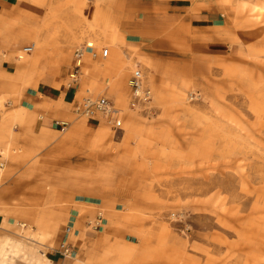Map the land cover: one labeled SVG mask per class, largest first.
Segmentation results:
<instances>
[{
    "label": "rangeland",
    "instance_id": "obj_1",
    "mask_svg": "<svg viewBox=\"0 0 264 264\" xmlns=\"http://www.w3.org/2000/svg\"><path fill=\"white\" fill-rule=\"evenodd\" d=\"M262 4L15 0L0 11V195L13 193L0 204V264H43L78 203L111 234L96 242L95 264H264ZM89 42L110 56L86 52L74 82L76 51ZM35 43L42 54L19 61ZM110 57L112 70L96 68ZM136 67L152 91L139 109ZM42 83L77 87L56 121L65 132L30 128L29 112L19 120L10 110ZM85 97L114 102L122 128L77 117L72 105Z\"/></svg>",
    "mask_w": 264,
    "mask_h": 264
},
{
    "label": "crops",
    "instance_id": "obj_2",
    "mask_svg": "<svg viewBox=\"0 0 264 264\" xmlns=\"http://www.w3.org/2000/svg\"><path fill=\"white\" fill-rule=\"evenodd\" d=\"M15 4V0H0V11H8ZM202 20L209 21L213 20L214 16L211 15H202L200 16ZM11 68V66H9ZM77 90V87L70 85L68 87H53L52 85H48L42 83L38 86L37 89H29L23 92L22 96L18 100V104L16 108H11V112L18 111V108L25 107L29 109V119H30V128L38 129L41 127L51 128L53 127L56 121H59V118L66 117L64 113L62 114L61 110L57 112H49V109H53V102L70 103V100L73 99L75 94L74 91ZM43 114L42 123L35 121V115ZM0 195V204H10L13 202V193L10 187H4ZM6 189H10L6 190ZM16 192L14 193V195ZM77 204V203H76ZM81 204V203H80ZM78 205H74L70 207V224H73V228L75 234L73 236L68 237V242L74 247L77 252V258L75 260L64 259L59 251V247L57 249H49L43 255L46 258L43 264H86L88 261L90 264H95L92 261H95L96 253L98 252V241H106L107 236L110 237L111 234L107 232H100L92 229L89 226L90 218H93V213L87 214L83 210V207ZM97 216L95 217V219ZM12 218L10 217L8 223L11 224ZM90 220V221H89ZM5 224V217L0 213V233L1 229ZM111 242L112 240H108ZM8 264H26L22 260L15 259L13 261H9ZM35 264V263H32Z\"/></svg>",
    "mask_w": 264,
    "mask_h": 264
},
{
    "label": "built area",
    "instance_id": "obj_3",
    "mask_svg": "<svg viewBox=\"0 0 264 264\" xmlns=\"http://www.w3.org/2000/svg\"><path fill=\"white\" fill-rule=\"evenodd\" d=\"M88 46L89 45L76 51L75 68L73 74L71 75V79H73L74 82L77 81V78L80 75L86 52L90 53L94 59H107L110 56L109 49H103L100 53H98L94 47ZM23 51L26 54H30L33 51V47L25 48ZM129 87L132 96L131 107L133 109H139L151 103L152 91L145 81L143 72L137 67L132 72V76L129 80ZM72 106L73 112L77 117L101 119L105 121L106 124L117 130L121 129L123 126L120 110L116 108L114 102L105 97H85L79 101L75 99ZM54 125L62 132H65L67 129V124L63 122H55ZM1 167H3V163H0V168ZM105 223L106 220L103 218V215L99 213L94 222H89V226L96 231H101L104 229ZM74 234L75 231L73 224H70V226L66 229V238L59 246V251L64 259L75 260L77 258V252L68 242V237Z\"/></svg>",
    "mask_w": 264,
    "mask_h": 264
},
{
    "label": "bare ground",
    "instance_id": "obj_4",
    "mask_svg": "<svg viewBox=\"0 0 264 264\" xmlns=\"http://www.w3.org/2000/svg\"><path fill=\"white\" fill-rule=\"evenodd\" d=\"M79 1H81V0H79ZM256 8H259V10L260 11H263V9H264V4H262L261 6H256ZM90 47H94V43H92V42H89V44H88ZM88 46V47H89ZM112 47H113V51H114V53H116V58L118 57V59H120V53H119V50H118V48H119V46H116L115 44L114 45H112ZM33 55L32 56H34V57H36V56H38L39 54H42V52H43V46L41 45V44H38V43H35L34 44V47H33ZM18 54V57H17V59L19 60V61H22V60H24V57L25 56H23L24 54H22V53H24V51L22 52V51H19V52H17ZM119 55V56H118ZM30 56V55H29ZM115 60L116 59H114V57H110V59L104 64V65H97V69L98 70H100V69H103V70H108V71H110V70H112L113 68H114V64H115ZM35 62V61H34ZM81 70H82V68H81ZM74 78V77H73ZM35 88H38V86H35ZM53 103H55L56 105H54V107H53V109H49L48 108V110H49V112H51V111H53V112H57V111H59V110H61V108H62V106H63V102H53ZM0 105H2V102L0 101ZM29 112V109H27V108H25V107H20V108H18V111L15 113V118H17V119H19V120H22L23 118V116L26 114V113H28ZM66 124H68V123H66ZM98 135L99 136H104L105 135V131L103 130V129H98ZM6 224H8L7 222H6ZM132 245H134V244H132ZM43 256V255H42ZM44 257V256H43ZM46 261V260H45ZM3 264H6L5 262H3Z\"/></svg>",
    "mask_w": 264,
    "mask_h": 264
}]
</instances>
